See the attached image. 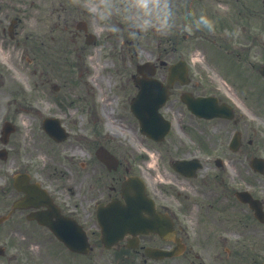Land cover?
<instances>
[{"label":"rangeland","instance_id":"374dc122","mask_svg":"<svg viewBox=\"0 0 264 264\" xmlns=\"http://www.w3.org/2000/svg\"><path fill=\"white\" fill-rule=\"evenodd\" d=\"M205 1H201L200 4L214 3L213 0ZM252 1L254 8L257 9L258 4L254 0H219L217 3L226 6L229 12L225 14L223 12V15H220L222 18L219 25L212 23L214 29L211 30L197 23L201 16L207 15L205 11L204 14L190 13L186 17L184 11H188L194 5H183L182 10L180 8L178 10V16L186 17L194 23L176 22L178 29L171 34L173 37L170 39L171 50H168L170 51L168 62H175L179 58L185 59L189 65L190 78L198 83L202 95L216 94L217 97L236 107H234L238 119L236 124L222 122L223 129H212L214 124L211 122L204 124L201 138L207 140L204 141L205 148L212 149L217 144V136L222 137L223 134L228 136L231 130L235 129L242 132L245 138L244 146L247 150L249 148L250 157L264 158V82L258 73L259 67L264 65V14L261 19L258 18L260 24L254 15L247 16V19L235 16L236 22L229 27L224 24L231 15L229 13L243 11V3L251 6ZM38 2L41 23L37 33L48 40L53 39L51 47L54 67L37 60L28 62L30 51L26 55L25 50H22V54L21 50H9L7 46L0 47V129L3 119L6 116L10 117L8 120H11L18 130L14 140L16 144H20L25 154L23 158L26 157L22 162L33 164L31 168L33 171H35L34 164H37L40 168L37 174L56 177L61 173L68 175V170H73L79 162L86 159L84 154L86 149L93 152L102 132L111 127L109 121L114 129L122 131L123 136L131 139L139 152H145L147 142L137 135L134 138L133 134L128 132V127L132 123L130 117L121 116L122 119H119L117 111L121 106L119 104L121 100L122 104H125V97L134 90L128 80L130 73L135 71L133 65L155 56L158 50H136L137 56L135 55L131 62L123 61L121 54L123 50H115L113 54L111 51L114 50H106L104 47L84 50V36L77 32L75 28L77 22H87L89 29L95 32L97 38L104 37L107 29L98 27L93 18L74 5L72 0H39ZM221 6L218 8L222 9ZM221 9H216V12L221 13ZM207 19L212 22L211 14ZM239 19L247 21L252 28L241 32L239 28L244 22L237 21ZM256 25H260L259 30L257 27L253 28ZM185 28L190 31H186ZM224 28L226 30H220ZM184 34H188L186 38L183 37ZM221 35L225 36V40ZM147 36L151 35L147 34L140 40L142 45ZM101 38L99 37L98 44ZM149 40L152 41L153 46L158 41L156 37ZM238 43L248 45L245 50L249 52L236 55L239 51ZM29 59H33V56L31 55ZM118 64L121 67H118ZM164 73L166 70H159L157 77L161 78L160 75ZM55 85L59 90L55 91L52 88ZM238 112L243 116H238ZM47 115L61 118L62 125L70 132V138L66 142L54 143L39 130L41 120ZM249 138L253 141L250 146L247 143ZM161 149V147L154 148L155 151ZM223 155L221 156L225 158H238L227 153ZM2 168L1 164L0 176ZM231 169L232 167H227L223 171H209V175L226 174L232 178L235 173L233 174ZM233 170L236 171V167L233 166ZM219 180L217 179V184ZM252 182L258 187L257 190L264 186V182ZM160 184H164L161 179H152L151 189L162 197L165 194L157 186ZM171 202L173 209L177 210L179 203L174 199ZM181 225L187 226L186 233L191 244L194 245L197 229L191 223ZM0 230V238H3L7 231L4 227ZM26 236L27 241L23 245L10 241L8 245L0 246L5 249L0 264H121L114 262L95 239H92L94 243L92 251L86 257H81L71 255L54 241H49L42 231L27 230ZM191 259L195 261L193 257ZM167 264H184V262L179 259L177 262Z\"/></svg>","mask_w":264,"mask_h":264},{"label":"flooded vegetation","instance_id":"af4514ba","mask_svg":"<svg viewBox=\"0 0 264 264\" xmlns=\"http://www.w3.org/2000/svg\"><path fill=\"white\" fill-rule=\"evenodd\" d=\"M218 1L214 0L216 3ZM35 2L36 0L30 2L0 0V47L21 50L22 54V50H25L26 55L30 51L33 59L28 60L31 62L42 60V50L45 46L42 36L37 33L40 16L35 13L38 11ZM255 12L259 16L263 15L264 7L259 4ZM117 37L124 39L125 50L140 48L139 41L129 39L126 32L117 34ZM161 42L164 43L162 49L165 58L170 55L168 52L170 44L164 37ZM47 50H52V47H47ZM200 91V86L191 79L187 85L174 84L170 98L161 111L169 126L163 142L156 143L141 137L147 142V148L145 152H139L131 139L123 136L122 131L119 130L117 134L112 130L110 135L102 132L93 152L86 149L84 151L86 159L79 162L73 170H68V175L61 173L56 177L37 174L40 171L37 164H34L33 171L31 169L33 164L23 163L22 159L26 157L23 158L25 154L20 144H16L14 140L18 135L15 128L5 147L6 160L3 162L0 176V212L8 216L7 220L0 224V229L4 227L7 231L0 245H8L10 241L23 245L27 241V230L42 231L49 241L56 242L45 226L27 218L31 212L46 213L48 211L46 207L15 210L11 213L13 203L24 196L15 188L14 176L18 173L29 175L30 183H38L40 188L47 191L56 214V217H52V222L63 217L71 219L89 238L100 235V225L96 219L97 207L105 210L115 201L125 202L121 196L124 181L133 176H140L147 183V194L154 200L156 210L172 220L174 238L179 241L184 251L182 255L171 259L148 258L145 249L171 250L176 245L175 242L162 239L157 234L138 236L127 234L118 243L117 248L108 251L112 253L113 260L136 261L143 264H167L177 262L179 259L184 264L264 263V186L256 191L251 185L252 181L263 183L264 176L252 174L250 151L249 148L248 150L245 148L243 137L239 157L225 162L227 167H232L234 177L217 173L209 175V171L225 169L222 160L218 167L215 160L200 159L208 150L204 144L207 140L201 138L204 133L202 127L210 122L193 115L182 101L184 98L202 96ZM217 100L218 103H225L220 98ZM119 104L121 106L118 108L117 118L129 116L132 123L128 127V132H131L134 138L136 135L140 137L139 122L131 114L129 103ZM236 119L234 111L233 120L212 121L211 124H214L212 129H223L222 122L235 124ZM109 124L113 128L111 121ZM226 137V134L222 135V138ZM247 141L248 146L251 145V139ZM155 147L162 149L155 151ZM99 148L102 161L97 159L99 152L96 150ZM192 159H198L202 163L197 171L189 164L182 163ZM233 166L236 167V171L233 170ZM202 171L203 174L200 173ZM152 179H161L164 182L157 186L165 195L160 197L153 192ZM217 179H220V184H217ZM235 185H241L238 189L240 191L236 190ZM247 189H252L253 193L250 192V195L259 201V213L251 210L250 205L236 199V192ZM172 199L179 203L177 210L172 207ZM189 213L193 215L189 216ZM185 223H191L197 229L194 245L186 233ZM192 257L195 261H192Z\"/></svg>","mask_w":264,"mask_h":264},{"label":"clouds","instance_id":"9594fccd","mask_svg":"<svg viewBox=\"0 0 264 264\" xmlns=\"http://www.w3.org/2000/svg\"><path fill=\"white\" fill-rule=\"evenodd\" d=\"M72 3L92 17L98 27L115 34L126 32L133 41L149 33L166 37L177 27V0H72ZM197 23L212 29V22L204 16Z\"/></svg>","mask_w":264,"mask_h":264},{"label":"water","instance_id":"95a60500","mask_svg":"<svg viewBox=\"0 0 264 264\" xmlns=\"http://www.w3.org/2000/svg\"><path fill=\"white\" fill-rule=\"evenodd\" d=\"M177 67L178 66H174L172 69H171V75H172V77H170L169 79H174V77L173 76H175L176 75V73L178 72V70H175V69H177ZM145 70H147L148 72H150V71H152V69L151 68H145ZM262 73L264 74V69H262ZM146 88V87H145ZM146 93H148V91H146ZM48 125H51L52 126V128L51 129H49L48 127L46 128V130H47V132L49 133V135L50 136H52V137H54V138H56L57 139V137L59 136L58 135V133L55 131V127H56V123H53V122H50V123H48ZM136 191V190H135ZM142 198H143V192L140 190V189H138V195L137 196H133V201H139V206H138V213L141 211V207H140V203L142 202ZM129 200H131V199H129ZM18 204V203H17ZM135 210H136V207H135ZM134 214H136V213H134ZM148 214L150 215V217H151V212L150 211H148ZM151 223H152V226H155V227H157L158 228V225L155 223V222H153V221H150ZM43 223H45V224H47V226H49L50 228H51V230L58 236V238L60 239V240H62L63 242H67L68 240H67V238L68 237H66L64 234H61L60 232H61V228H57V227H54V224H51L50 222H43ZM110 223H106V227H105V231L106 232H108L110 229H111V227H110ZM151 226V227H152ZM151 227H148L149 229H151ZM70 250H74V251H81V252H83V253H87V251H88V245H87V243L82 247V246H80V247H77V246H73V245H69V246H67Z\"/></svg>","mask_w":264,"mask_h":264}]
</instances>
